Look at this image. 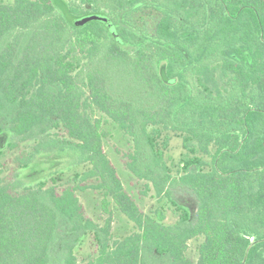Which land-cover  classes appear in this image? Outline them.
I'll return each mask as SVG.
<instances>
[{
  "label": "trees",
  "instance_id": "16d2710c",
  "mask_svg": "<svg viewBox=\"0 0 264 264\" xmlns=\"http://www.w3.org/2000/svg\"><path fill=\"white\" fill-rule=\"evenodd\" d=\"M68 8L71 18L52 0H0V137L64 132L89 165L82 180H95L104 209L113 202L134 230L110 243L111 218L98 228L77 195L89 184L59 191L52 178L18 191L0 178V264H48L62 226L94 233L98 255L83 264H264V0ZM92 12L107 14L119 38L100 21L74 24ZM108 123L133 139L126 166L156 196L175 185L195 193V221L176 202L173 224L163 208L144 213L105 151ZM172 133L189 152L176 175L165 156ZM65 262L80 264L72 251Z\"/></svg>",
  "mask_w": 264,
  "mask_h": 264
},
{
  "label": "rangeland",
  "instance_id": "374dc122",
  "mask_svg": "<svg viewBox=\"0 0 264 264\" xmlns=\"http://www.w3.org/2000/svg\"><path fill=\"white\" fill-rule=\"evenodd\" d=\"M11 1V0H9ZM57 11L65 18H71L69 3L81 8L83 11L91 10L95 5L101 9L106 6L107 0H97L94 3L83 0H52ZM0 122L3 117L0 116ZM5 130L7 126L4 124ZM108 135L104 138V147L107 155L117 169L122 179L125 190L130 193L139 207L146 214L154 215L157 208H163L166 214V223L173 224L179 220V212L175 210L177 204L186 206L192 221H195L198 213V199L195 193L184 186L171 187L170 196L164 194L156 196L151 184L141 180L126 166L129 154L134 151L133 139L121 131L114 123L105 125ZM168 146L165 148L167 163L174 167V175L177 173V164L181 158L189 152L184 147L183 137L172 133ZM67 136L61 130L53 131L50 136L40 139L22 140L9 133L0 137V178L6 183H14L18 191H24L26 187H36L39 181L47 180L51 186L61 189L78 184H89L84 190H77V195L84 208L85 217L103 227L107 218H111L110 243L121 240L134 230V224L122 213L113 202L109 204L110 213L103 206V193L93 187L95 180H82L84 172L89 168L83 162L81 153L68 145ZM14 145L13 147L11 145ZM27 160L28 166H23ZM55 178V182L52 180ZM70 227V226H69ZM69 227H61L54 246L50 252L48 264H66V256L69 251L76 256L78 263L83 264L98 255L97 242L92 230H79L68 233ZM199 240L189 241L188 256L196 261L198 258L197 244ZM153 255V251H150Z\"/></svg>",
  "mask_w": 264,
  "mask_h": 264
},
{
  "label": "water",
  "instance_id": "95a60500",
  "mask_svg": "<svg viewBox=\"0 0 264 264\" xmlns=\"http://www.w3.org/2000/svg\"><path fill=\"white\" fill-rule=\"evenodd\" d=\"M94 20L104 23L109 28V30L114 34V36L116 38H119L115 25L107 14L99 13V12H92V13H87V14H84L78 17H73L74 24L78 26H83Z\"/></svg>",
  "mask_w": 264,
  "mask_h": 264
}]
</instances>
